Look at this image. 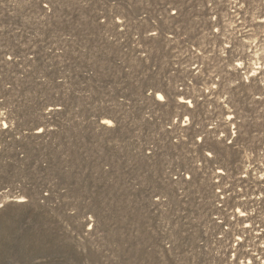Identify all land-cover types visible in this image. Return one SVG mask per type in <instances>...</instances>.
Returning a JSON list of instances; mask_svg holds the SVG:
<instances>
[{"label": "rangeland", "instance_id": "obj_1", "mask_svg": "<svg viewBox=\"0 0 264 264\" xmlns=\"http://www.w3.org/2000/svg\"><path fill=\"white\" fill-rule=\"evenodd\" d=\"M0 264H264V0H0Z\"/></svg>", "mask_w": 264, "mask_h": 264}, {"label": "bare ground", "instance_id": "obj_2", "mask_svg": "<svg viewBox=\"0 0 264 264\" xmlns=\"http://www.w3.org/2000/svg\"><path fill=\"white\" fill-rule=\"evenodd\" d=\"M161 98V97H160Z\"/></svg>", "mask_w": 264, "mask_h": 264}]
</instances>
